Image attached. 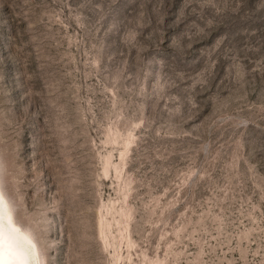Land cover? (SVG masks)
<instances>
[{"label": "rangeland", "instance_id": "obj_1", "mask_svg": "<svg viewBox=\"0 0 264 264\" xmlns=\"http://www.w3.org/2000/svg\"><path fill=\"white\" fill-rule=\"evenodd\" d=\"M0 185L41 264H264V0H0Z\"/></svg>", "mask_w": 264, "mask_h": 264}, {"label": "bare ground", "instance_id": "obj_2", "mask_svg": "<svg viewBox=\"0 0 264 264\" xmlns=\"http://www.w3.org/2000/svg\"><path fill=\"white\" fill-rule=\"evenodd\" d=\"M0 193L3 194L4 200L8 206V212L11 217V225H9L6 220L3 227L6 236H12L15 240V264H30L29 262V253L26 248V245L31 246L35 252L36 264L42 263L41 253L38 247V243L34 238L32 232L23 227L15 218L13 213V205L7 194L5 193L2 185H0ZM17 229L18 231L13 232L12 229ZM24 242V243H23ZM7 258V257H6Z\"/></svg>", "mask_w": 264, "mask_h": 264}, {"label": "snow or ice", "instance_id": "obj_3", "mask_svg": "<svg viewBox=\"0 0 264 264\" xmlns=\"http://www.w3.org/2000/svg\"><path fill=\"white\" fill-rule=\"evenodd\" d=\"M6 220L11 225L7 203L3 194L0 193V264H15V240L14 237L5 235L3 225ZM12 231L18 230L13 228Z\"/></svg>", "mask_w": 264, "mask_h": 264}]
</instances>
